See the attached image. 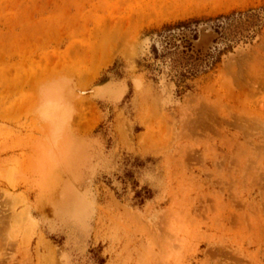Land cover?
Listing matches in <instances>:
<instances>
[{"label":"rangeland","instance_id":"1","mask_svg":"<svg viewBox=\"0 0 264 264\" xmlns=\"http://www.w3.org/2000/svg\"><path fill=\"white\" fill-rule=\"evenodd\" d=\"M0 264H264V0H0Z\"/></svg>","mask_w":264,"mask_h":264},{"label":"bare ground","instance_id":"2","mask_svg":"<svg viewBox=\"0 0 264 264\" xmlns=\"http://www.w3.org/2000/svg\"><path fill=\"white\" fill-rule=\"evenodd\" d=\"M201 29V28H200ZM203 29V28H202ZM224 29V28H223ZM213 33V32H212ZM209 34H211V31H200L199 33V37L194 40V39H190L191 43H193V46L195 49L201 48L203 50V52H206L208 46L210 45V38H208L207 36H209ZM179 35V34H178ZM213 34H211V37ZM175 36V34L173 35ZM173 38V37H172ZM171 38V39H172ZM173 40V39H172ZM179 42V41H178ZM176 43V42H175ZM212 44V43H211ZM162 83V82H161Z\"/></svg>","mask_w":264,"mask_h":264}]
</instances>
